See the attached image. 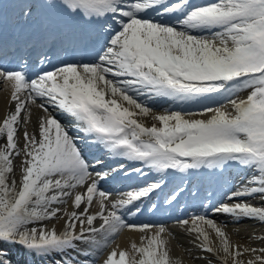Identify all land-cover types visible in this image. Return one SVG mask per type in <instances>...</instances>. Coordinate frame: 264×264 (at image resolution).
I'll list each match as a JSON object with an SVG mask.
<instances>
[{
  "label": "snow or ice",
  "instance_id": "6c2138e0",
  "mask_svg": "<svg viewBox=\"0 0 264 264\" xmlns=\"http://www.w3.org/2000/svg\"><path fill=\"white\" fill-rule=\"evenodd\" d=\"M10 3L7 12L0 5V65L14 62L0 66V80L11 84L15 102L0 123V264H13L14 248L22 250L19 264H96L97 234L107 246L124 229L145 234L140 246L132 244L131 257L112 251L104 264H181L170 256L175 234L164 223L126 219L175 211L183 215L174 223L199 250L192 259L264 264V235L250 228L255 222L264 230V0ZM149 9L154 16L144 15ZM154 99L219 106L165 109L148 127L137 117L153 111L147 101ZM28 104L43 114L39 138L24 134L17 185L9 180L11 157L20 155L17 126L22 112L25 122L31 117ZM61 115L75 123L63 124ZM88 146L102 155L89 158ZM230 168L243 183L224 176ZM148 176L155 178L137 183ZM113 184L115 192L106 187ZM68 198L74 210L57 231L45 222L62 219L58 205ZM94 200L99 210L90 213Z\"/></svg>",
  "mask_w": 264,
  "mask_h": 264
},
{
  "label": "bare ground",
  "instance_id": "6f19581e",
  "mask_svg": "<svg viewBox=\"0 0 264 264\" xmlns=\"http://www.w3.org/2000/svg\"><path fill=\"white\" fill-rule=\"evenodd\" d=\"M204 0H190L191 4L200 3ZM207 3H212L214 0H206ZM206 4V3H205ZM144 15H147L144 13ZM159 19V17H156ZM2 88V89H1ZM12 86L11 84L6 82V85L3 86L0 81V123H2L3 119L6 115H8L11 112H14L15 110V102L11 99L12 97ZM144 99V98H140ZM237 100H244L245 97H237ZM148 105L151 106L150 108L153 110L150 112V114L147 117H137L138 120L143 123L145 126L151 127L154 123L153 117L157 115L164 114L165 109L170 110H180L183 112H195L200 113V111L204 107H218L219 102L214 100H204L201 101H192L187 102L185 104H178L174 103L172 101L168 102H160L159 100L153 102L152 105H150V102L147 101ZM28 109H31V117L28 119L27 122L24 121L25 112L21 114V120L20 123L17 126V134H16V142H17V148L20 150V155H15V151L13 152V156L11 157L13 159V174L9 175V180L15 179L17 181V185H19L21 179H22V169L24 167V162L26 160V154L24 153V145H25V139L24 134L27 132L29 136L36 135L37 138H39V129H38V118L43 114L42 110L36 108L35 105L28 104ZM27 110V109H26ZM224 111H227L231 113L233 111L232 105L227 104L224 109ZM214 113L208 112L204 115H194V116H188V119H207ZM69 116L67 115H61L59 119L61 122H67ZM155 123L158 124V121H155ZM6 143V137L0 138V146H3ZM246 177V176H245ZM243 183L244 180L239 181L238 183ZM78 191H83V189H78ZM252 203L258 204V200H252ZM60 207L61 211L58 213L62 217V219L56 221H46L45 223L48 224L49 227L55 226L57 231H60L63 227L65 220H67V216L64 215L65 212L70 213L74 210L73 208V199L68 198L67 203L65 205H58ZM83 208V205L81 206ZM98 206L95 203V200L93 202V205L90 207L89 211L90 213L97 212ZM216 219H221V217H216ZM96 227H99L102 223L100 220H97L94 222ZM169 231L175 234V239H170L168 248L170 250V256L173 259H176L181 262V264H206V262L203 259H192L190 256V253L194 256L199 250L194 249L190 243V237L186 236L180 226H177L175 223L171 224H165ZM250 228H254L256 235H264V230H262L258 223L253 222L250 225ZM153 232L155 229L152 230ZM228 232L230 234L231 240L235 243L237 242L240 237L232 234V228L231 226L228 229ZM120 234V235H119ZM151 234V233H149ZM247 232L245 230L241 231V237L245 236ZM145 235L144 233H141L139 231H131L128 229L122 230L120 233H118V236L114 243H109L107 246L104 245L103 241V235L97 234V240L99 242L97 253H98V260L96 261V264H104V261L107 259V257L111 254L112 251H116L117 254H119L120 251H125L129 253V257L133 254L132 244H136L137 246H140L141 244V237ZM210 238L213 242H215L216 238L214 234H210ZM207 255V254H205ZM118 258V257H117ZM211 258V257H210ZM241 259L247 260L248 257H242Z\"/></svg>",
  "mask_w": 264,
  "mask_h": 264
},
{
  "label": "rangeland",
  "instance_id": "374dc122",
  "mask_svg": "<svg viewBox=\"0 0 264 264\" xmlns=\"http://www.w3.org/2000/svg\"><path fill=\"white\" fill-rule=\"evenodd\" d=\"M247 90L250 92L251 91V89H246V90H242L245 94L247 93ZM248 95L250 94V93H247ZM239 96H241V94H238L237 95V97H239Z\"/></svg>",
  "mask_w": 264,
  "mask_h": 264
}]
</instances>
